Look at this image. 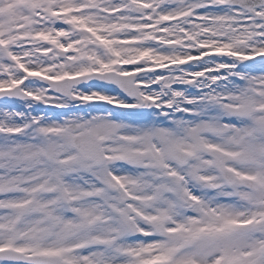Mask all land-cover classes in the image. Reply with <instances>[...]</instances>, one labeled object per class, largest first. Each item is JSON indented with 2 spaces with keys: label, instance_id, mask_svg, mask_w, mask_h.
<instances>
[{
  "label": "snow or ice",
  "instance_id": "1",
  "mask_svg": "<svg viewBox=\"0 0 264 264\" xmlns=\"http://www.w3.org/2000/svg\"><path fill=\"white\" fill-rule=\"evenodd\" d=\"M0 264H264V0H0Z\"/></svg>",
  "mask_w": 264,
  "mask_h": 264
}]
</instances>
